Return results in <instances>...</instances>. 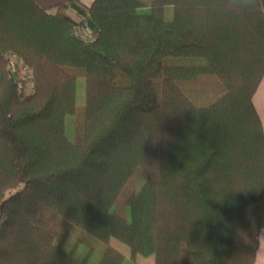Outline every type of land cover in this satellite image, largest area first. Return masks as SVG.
<instances>
[{"label": "trees", "instance_id": "16d2710c", "mask_svg": "<svg viewBox=\"0 0 264 264\" xmlns=\"http://www.w3.org/2000/svg\"><path fill=\"white\" fill-rule=\"evenodd\" d=\"M77 2L0 0V264H90L96 247L94 264H255L264 0L240 12L223 0H93L80 11L89 41L68 13ZM10 51L34 71L29 96Z\"/></svg>", "mask_w": 264, "mask_h": 264}, {"label": "rangeland", "instance_id": "374dc122", "mask_svg": "<svg viewBox=\"0 0 264 264\" xmlns=\"http://www.w3.org/2000/svg\"><path fill=\"white\" fill-rule=\"evenodd\" d=\"M81 22L79 24H77V26H80V31L83 32V30L85 28H87L86 26V22L83 19V17L81 19H78ZM76 26V27H77ZM76 33V32H75ZM13 52V51H10ZM6 55V54H5ZM20 56V55H19ZM21 57V56H20ZM24 59V58H23ZM14 70V69H13ZM18 75V74H17ZM19 77V76H17ZM19 79V78H18ZM20 81V80H19ZM21 84V82H20ZM22 87L24 89V93L26 96H29L31 93L30 91H27V83L22 81ZM25 86V87H24ZM25 88H26V92H25ZM85 100H86V84H85V79L83 77H80L78 79L77 82V106L78 108L81 110V108L85 105ZM81 116L80 113L78 112L75 115H70L67 118V126H66V133L67 135L74 141H79L80 137H79V120H80ZM119 209L122 210V212L126 213L128 215V209L123 205V203L119 204ZM77 236L76 232H73L72 235H70L65 243V247H68L74 240V237ZM90 243L88 241H85L77 250V256L81 257V255L85 252L86 247L89 245ZM93 245H96L95 243H93ZM111 245L116 248L118 251H120L121 253H123L128 259L131 256V252H130V248L124 244L123 242H121L118 239L112 238L111 239ZM99 255H100V249L96 247L94 253L92 254L89 263L90 264H94L98 259H99ZM137 261L140 264H154L155 263V258L154 256H150V257H144L141 255L137 256ZM131 261L127 260L125 262V264H130Z\"/></svg>", "mask_w": 264, "mask_h": 264}, {"label": "crops", "instance_id": "0c3cea01", "mask_svg": "<svg viewBox=\"0 0 264 264\" xmlns=\"http://www.w3.org/2000/svg\"><path fill=\"white\" fill-rule=\"evenodd\" d=\"M72 0H35L43 8H51L59 3L69 2ZM77 6L70 7L68 13L76 19L82 18L80 12L83 8L91 4L93 0H77ZM254 104L264 126V78L258 87L254 96ZM255 264H264V228L260 232V242L256 256Z\"/></svg>", "mask_w": 264, "mask_h": 264}, {"label": "built area", "instance_id": "2783aa9c", "mask_svg": "<svg viewBox=\"0 0 264 264\" xmlns=\"http://www.w3.org/2000/svg\"><path fill=\"white\" fill-rule=\"evenodd\" d=\"M87 26V24H86ZM80 26H75V32L76 34L81 37L84 41H89V40H93L97 37V34L87 26V28H85L82 31H80ZM6 58L9 61V63L11 64L12 68L14 69L15 73L18 74L17 76H19V80L22 84V81L27 83V91L31 90V94L33 92V87H34V71L32 68H30V66L26 63V61L20 57L17 53L15 52H7L6 53ZM25 87V86H24ZM25 92H26V88H25ZM30 94V95H31Z\"/></svg>", "mask_w": 264, "mask_h": 264}, {"label": "clouds", "instance_id": "9594fccd", "mask_svg": "<svg viewBox=\"0 0 264 264\" xmlns=\"http://www.w3.org/2000/svg\"><path fill=\"white\" fill-rule=\"evenodd\" d=\"M223 7L232 12L260 10V0H223Z\"/></svg>", "mask_w": 264, "mask_h": 264}]
</instances>
